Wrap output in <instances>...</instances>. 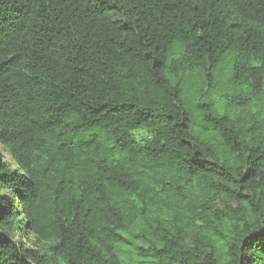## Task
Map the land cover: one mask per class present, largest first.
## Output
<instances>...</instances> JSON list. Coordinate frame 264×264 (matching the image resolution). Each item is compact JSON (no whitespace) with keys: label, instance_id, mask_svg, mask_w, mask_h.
<instances>
[{"label":"trees","instance_id":"1","mask_svg":"<svg viewBox=\"0 0 264 264\" xmlns=\"http://www.w3.org/2000/svg\"><path fill=\"white\" fill-rule=\"evenodd\" d=\"M0 146V264H264V0H0Z\"/></svg>","mask_w":264,"mask_h":264},{"label":"rangeland","instance_id":"2","mask_svg":"<svg viewBox=\"0 0 264 264\" xmlns=\"http://www.w3.org/2000/svg\"><path fill=\"white\" fill-rule=\"evenodd\" d=\"M145 136H146V134L143 133V132L136 133L137 139H142ZM0 153H3L4 154V156H5V158H6L7 161H11V158L7 155V153L5 152L4 148L1 147V146H0Z\"/></svg>","mask_w":264,"mask_h":264}]
</instances>
